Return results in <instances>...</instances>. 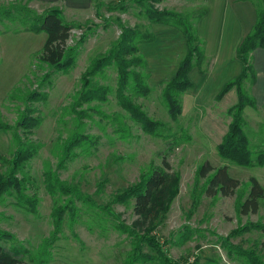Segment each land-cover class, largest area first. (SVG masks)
I'll use <instances>...</instances> for the list:
<instances>
[{"label": "rangeland", "instance_id": "1", "mask_svg": "<svg viewBox=\"0 0 264 264\" xmlns=\"http://www.w3.org/2000/svg\"><path fill=\"white\" fill-rule=\"evenodd\" d=\"M249 1L255 9L256 4L264 7L262 0ZM81 4L76 7L70 0H0V9L14 5L36 14L59 9L63 18L75 25L68 45L78 44L77 57L68 71H51L49 80L42 83L40 78L47 70L34 54L41 49L45 33L26 31L14 11V16L0 17V121L14 124L24 109L28 91L36 89L45 96L29 102L39 124L28 135L20 131L23 139L39 146L26 166L31 181L27 194L37 198L36 213L18 208L12 195H3L0 245L6 251L16 250L24 264H161L165 259L182 264H252L251 258L254 264H264V199L256 213L243 215L237 207L247 195L243 184L250 177L264 188V167L236 166L221 160L216 148L230 123L227 110L236 103V94L230 90L221 100L215 95L236 76L232 72L240 69L226 66L228 70L211 80L212 62L205 58L201 68L190 71L193 84L180 96L181 113L176 120L170 118L162 100L164 83L174 76L185 52L179 47L184 41L179 30L153 25L147 7L176 13L186 26L195 25L198 16L193 15V0H87ZM123 28L143 36L154 34V42L138 43L151 90L146 97L134 100L162 126L149 134L129 118L116 99L117 72L113 66L93 78L94 85L110 88L107 100L82 104L76 111L90 114L83 120V131L98 137V144L89 154L77 150V156L58 174L61 180L77 185L98 206L106 207L114 218L97 207L87 208L76 202L77 221L69 227L65 218L61 232L52 241L53 198L45 190L43 173L46 168L56 170L61 144L75 129L70 105L80 90L82 76L91 60L119 40ZM80 37H85L84 43L79 44ZM249 57L256 78L254 83L247 80L244 89L255 105L244 110V130L251 149L258 151L264 149V49L253 51ZM236 64L241 68L239 62ZM119 126L129 129L126 139L116 133ZM13 152L11 133L0 130L1 158L9 160ZM163 160L179 176L178 194L155 230V246L133 250L129 236L114 228L115 224L131 226L135 221L133 200H119L118 196L125 195L141 173L151 165H162ZM205 162L212 167L227 166L229 175L243 186L230 197L206 196L202 192L205 180L196 182L197 168ZM5 168L0 163V173ZM44 239L49 244L43 248ZM30 256L34 262L29 261ZM143 258L147 260L141 262Z\"/></svg>", "mask_w": 264, "mask_h": 264}, {"label": "trees", "instance_id": "2", "mask_svg": "<svg viewBox=\"0 0 264 264\" xmlns=\"http://www.w3.org/2000/svg\"><path fill=\"white\" fill-rule=\"evenodd\" d=\"M262 3L264 6V0ZM147 10H150L149 20L153 25L173 27L179 30L185 39L186 53L180 60L174 76L164 83L161 91L168 115L172 120H176L181 113L180 96L192 87V82L189 79L190 71L194 67L201 68L205 59L203 44L196 34L194 25L186 26L176 13L159 12L150 7H147ZM13 11L18 13V22L26 31L36 34L45 33L46 38L41 49L34 54L38 63L45 66L47 70L41 76L40 82H47L51 71L67 72L74 64L78 54V44L74 47L68 45L71 31L75 25L68 23L57 8H49L41 14H36L27 7L12 5L1 8L0 17H10L11 13L14 16ZM84 38L80 37L79 44L84 43ZM153 40L154 34L151 32L143 36L133 33L131 29L123 28L119 40L109 51L91 60L86 73L82 76L80 90L70 105L75 116V129L61 144L56 170L51 171L50 168H46L43 173L45 190L53 198L52 241L61 232L65 218H67L69 227L77 221L76 202H81L87 208L97 207L107 217L114 218V214L106 207L98 206L91 197L82 193L77 185L61 180L58 174L60 168L65 167V163L77 156V150L80 149V153L89 154L91 149H94L98 144V137L84 134L83 131V120L90 118V114L85 111H76V108L82 104L107 100L110 88L94 85L93 78L102 73L104 69L113 66L117 72L116 99L129 118L149 134H155L157 128L162 126L161 123L150 119L134 100L135 97H146L151 90L147 83L149 74L146 72V60L139 52L138 43H150ZM258 49H264V7L262 9L260 4H256L254 25L240 41L235 51V59L240 63L241 71L238 76L225 83L216 96L217 100H221L230 90H234L236 93V103L227 110L230 123L221 142L216 147L218 157L236 166L247 168L264 167V149L258 151L251 149L249 138L244 130L243 117L245 108L255 105L254 99L244 89V83L247 80L251 83L255 82V71L249 55ZM9 96L12 97V91ZM43 97L45 96L37 92L36 89L28 91L24 97V109L18 113L14 124L0 121V130L11 133L14 143V152L9 160H4L0 156V163L6 167L0 173V203L3 202V195H12L18 208L32 214L36 213L37 198L35 195L27 194L31 181L26 172V166L37 153L39 146L30 139H23L20 131L23 135H28L31 133V129L39 124V118L33 116L34 111L29 107V102L40 98L44 99ZM116 133L119 134V138L126 139L129 129L119 126ZM170 170L169 164L165 160L160 166L151 165L146 172L141 173L138 182L127 189L125 195L118 196L119 200H133V213L136 219L132 225L127 226L119 223L114 225L116 230L129 236L133 250L141 249L140 247L143 245L155 246L153 244L155 230L168 212L179 189V176ZM200 179L205 180L202 192L210 198L233 196L244 185L248 189L247 195L243 201H239L237 204L239 213L243 215L256 213L259 202L264 199V188L254 177H250L242 185L241 182L229 175L225 165L212 167L206 162L203 163L196 171V182ZM63 197L65 199L62 202ZM2 237L3 234L0 233V240ZM48 244L49 240L44 239L43 248ZM143 257L146 255L144 254ZM133 259L137 261L135 257ZM143 259L141 262L147 260ZM22 260L16 250L6 251L0 245V264H24ZM29 261L34 262V258L30 256ZM250 261L252 264L255 262L253 258ZM161 264L182 263L165 259Z\"/></svg>", "mask_w": 264, "mask_h": 264}, {"label": "crops", "instance_id": "3", "mask_svg": "<svg viewBox=\"0 0 264 264\" xmlns=\"http://www.w3.org/2000/svg\"><path fill=\"white\" fill-rule=\"evenodd\" d=\"M70 1L76 7H81L83 6L81 2H86L87 0ZM193 2V15L198 16L197 24L194 27H196L197 36L203 44L206 60L208 61L210 59L212 62L211 70L214 75L211 77V80H215L225 70H228L225 69L226 66H229V68L232 66L233 69L236 70L237 68L241 71L239 65L236 64L238 61L235 59V51L240 41L254 25L256 20V9L254 5L249 0H193ZM164 28L169 30L175 29L168 26ZM181 40L184 42L179 47L181 51H185L184 56L186 53V43L184 37ZM240 71L232 72V75L236 74L238 76ZM216 96L217 94L215 95V99Z\"/></svg>", "mask_w": 264, "mask_h": 264}]
</instances>
